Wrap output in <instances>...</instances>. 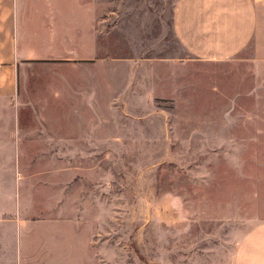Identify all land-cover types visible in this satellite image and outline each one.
Returning a JSON list of instances; mask_svg holds the SVG:
<instances>
[{
    "label": "rangeland",
    "instance_id": "374dc122",
    "mask_svg": "<svg viewBox=\"0 0 264 264\" xmlns=\"http://www.w3.org/2000/svg\"><path fill=\"white\" fill-rule=\"evenodd\" d=\"M172 1L111 0V55L136 59L81 110L96 141L82 126L80 157L0 158V264H241L264 221V64L179 57ZM18 172L41 186L25 194Z\"/></svg>",
    "mask_w": 264,
    "mask_h": 264
},
{
    "label": "crops",
    "instance_id": "0c3cea01",
    "mask_svg": "<svg viewBox=\"0 0 264 264\" xmlns=\"http://www.w3.org/2000/svg\"><path fill=\"white\" fill-rule=\"evenodd\" d=\"M107 3L108 7L106 0H0V158H53L62 159L64 165V159L78 158L83 152L81 141L86 136L81 138L82 126H90L89 137L96 141L95 125L81 119V110L95 109L100 96L110 93L113 61L136 59L111 55V0ZM167 27L181 58L264 64V0H173ZM247 46L249 55L241 56ZM175 58L140 60L170 62ZM101 67L104 72L93 77L88 72ZM64 70L69 73L64 75ZM43 78H51L53 84L41 83ZM18 173L24 178L25 194L41 186L37 179L26 181L23 172ZM2 179L0 201L7 189L6 177ZM47 183L55 187L56 181ZM31 212L24 221L36 224L42 241L37 226L41 220L34 219L46 216L42 209L35 212L31 208ZM247 243L241 264H264V221Z\"/></svg>",
    "mask_w": 264,
    "mask_h": 264
}]
</instances>
